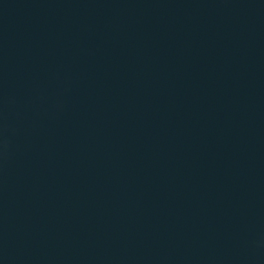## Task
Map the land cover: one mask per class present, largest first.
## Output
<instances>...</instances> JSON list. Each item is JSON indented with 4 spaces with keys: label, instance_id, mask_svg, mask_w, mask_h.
Here are the masks:
<instances>
[{
    "label": "water",
    "instance_id": "obj_1",
    "mask_svg": "<svg viewBox=\"0 0 264 264\" xmlns=\"http://www.w3.org/2000/svg\"><path fill=\"white\" fill-rule=\"evenodd\" d=\"M0 264H264V0H0Z\"/></svg>",
    "mask_w": 264,
    "mask_h": 264
}]
</instances>
